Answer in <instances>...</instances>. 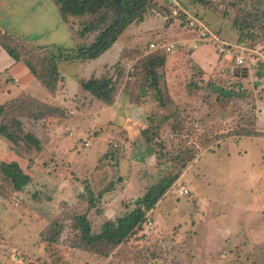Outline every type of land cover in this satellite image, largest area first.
Wrapping results in <instances>:
<instances>
[{
	"label": "rangeland",
	"instance_id": "obj_1",
	"mask_svg": "<svg viewBox=\"0 0 264 264\" xmlns=\"http://www.w3.org/2000/svg\"><path fill=\"white\" fill-rule=\"evenodd\" d=\"M148 7L144 20L133 24L141 23L142 39L133 48L117 47L113 55L119 49L120 60L97 70L93 64L81 69L72 63L87 61L75 56L93 44L111 18L105 22L100 20L101 13L89 12L64 18L58 0H0V44L12 46L21 56L17 61L0 47V87L4 88L0 102L16 90L43 97V88L25 62L50 76L51 59L59 54L61 74L77 80L81 72L93 78L121 70L120 92L137 94L138 102L140 94L153 100L152 113L145 117L140 132L130 128L125 139L108 112L78 114L77 110L96 105L92 95L81 89L66 88L69 92H59L60 98L54 95L53 101L25 93L15 98L14 106L0 115V127L7 125L18 136L15 142L0 133V264H264L256 233L252 237L248 229L262 226L264 208L248 207L254 203L247 197L248 189L256 195L264 187V63L237 66L219 53L218 41L199 39L204 25L220 40L243 39L247 46L264 42V0H209L207 4L156 0ZM185 11L186 17H181ZM173 15L182 18L179 24ZM192 18L198 26L190 25ZM125 34L137 36L136 28ZM183 37L212 47L206 46L208 77L192 64L196 43L181 45ZM169 42L175 45L170 52L151 46ZM154 53H177L191 69L184 80L179 77L181 82L170 79L172 91L167 81L162 84L165 66L158 69L162 88L171 91L169 97L163 92L158 97L155 85L146 92L144 77L137 76L144 72L146 56ZM30 96L48 104L44 118H36L40 106ZM61 116L69 121L61 122ZM103 116L112 125L97 124ZM55 125H60L58 132ZM86 125L89 135L82 136L80 129ZM143 131H149V136ZM71 138L75 140L70 142ZM4 161L18 162L32 182L15 190L1 171ZM178 174L127 241L114 246L106 240L91 243L87 239L83 221L90 225V235L100 233L106 221L130 213L136 206L134 199L150 186L167 183ZM183 188L190 193L180 194ZM201 194L209 198L204 204Z\"/></svg>",
	"mask_w": 264,
	"mask_h": 264
},
{
	"label": "trees",
	"instance_id": "obj_2",
	"mask_svg": "<svg viewBox=\"0 0 264 264\" xmlns=\"http://www.w3.org/2000/svg\"><path fill=\"white\" fill-rule=\"evenodd\" d=\"M153 1L156 0H58V3L60 4V11L64 18H66V16L70 14L84 15L88 12L92 15L101 13L100 20H103L105 22L111 18V21L108 23V25H106V27H104L99 32L93 44L85 50H80V52L75 57L78 59L83 58L87 61L100 57L106 50L111 48L116 43V41L131 25H133L134 23L137 24L136 22L144 20L149 11L148 6ZM166 1L169 3L173 2V0ZM195 1L202 4H207L209 2V0ZM186 15L187 13L185 11V13L180 16L186 17ZM172 18L175 19V23H178L177 20L182 19L177 15H173ZM239 43L246 44L245 40L243 39H240ZM166 44L157 45L154 50L168 52L164 47ZM1 46L2 49L8 52L15 60H21V56L12 46L2 43ZM167 57L168 55H157L155 53L147 55L142 64L144 72L140 73L139 71V74L137 73V76L141 75L145 79V83L142 85L146 89V92L147 90L150 92V89H153L154 85L159 88V90L157 89V92L159 94L158 97L162 95V92L165 97H169L168 92L162 88V84L160 81L162 78H160V76L158 75V69L165 66ZM60 58H62V54L53 55V59H51V65L48 68L49 72H51L50 76H48L47 73H39L40 71H37V68L32 62L26 61L25 63L29 67L31 73L43 84V86L52 91L57 88L58 80L62 76L61 73H59L60 68L58 67V59ZM145 71L147 73H145ZM120 72L122 71L118 70L112 74L110 72V74H101V77L99 75L95 76L94 74L93 78L87 77L86 81L83 78L82 86L92 95L93 101L96 104L111 105L115 101V98L119 90L121 89V78L123 76H121ZM48 77H51V79H48ZM31 96L29 98H31L33 102L38 103L40 106L39 110L36 111V118H44L47 115L46 112H48L46 111V107H48V104L42 102L36 97ZM16 97L10 99L7 103H0V115H3L5 113L8 106H14V100ZM161 102H165L163 98L161 99ZM52 109L53 108H51V110ZM53 111L55 110L53 109ZM171 118H174V115L173 117L171 116ZM65 119H67L65 116L60 117L61 122H63ZM148 130L150 131V129ZM149 131H143V133L149 136V134H147L149 133ZM0 133L5 137L11 139L12 141H18V136H16L15 133H13L7 125H3L0 127ZM245 134L252 135L253 133L252 131L245 130ZM35 142L38 144L36 146V149L39 151L41 143L38 138ZM1 171L4 173L6 179L10 181V184L14 187L15 190H22L26 185L32 182V177L28 173L23 171L19 163L16 161L2 162ZM179 176L180 174L173 176L170 179H168V177H165L163 180H161V182L163 183L164 180L168 179L167 183H157L150 186L143 196L134 199L136 206L130 213L120 217L115 221H106L103 224L102 232L100 233L90 235L91 227L86 221H83L81 226L83 231L87 235V239L91 243L98 240H106L108 243L114 246L127 241L132 236V234H134L138 230V228L143 226V224L146 222L147 213L149 211H152L156 207L158 202L168 191L169 187L178 179Z\"/></svg>",
	"mask_w": 264,
	"mask_h": 264
},
{
	"label": "crops",
	"instance_id": "obj_3",
	"mask_svg": "<svg viewBox=\"0 0 264 264\" xmlns=\"http://www.w3.org/2000/svg\"><path fill=\"white\" fill-rule=\"evenodd\" d=\"M140 25H141V23L139 25H136V26L135 25H131L129 27L130 29L133 28V27L136 28V35L137 36L131 35V37H130V36L125 34L126 33V31H125L121 35V37L116 41V43L109 50H107L105 53H103L100 57H98L96 59L88 60V61H85V62L76 60V61H73L72 64L77 65L78 67H81V69L82 68L86 69V67H90V64H93V68H96L97 70H102V69H104L107 66L110 67L111 65L115 64L121 58V55L119 53L120 52L119 49L117 51L118 53H115L113 55L114 51L117 50V47H119V46H122V47L123 46H128V48H133L142 39V36L145 35V31L143 30V27L140 26ZM129 28L127 29V31L130 30ZM195 40H196L195 38H184L183 37V38H181L179 40V43L181 44V42H182L181 45L184 44L187 47H189V46L193 47L194 43H196V46L193 47L195 49H193V53H192V55L190 57V58H192V64H195L196 66H198L201 69V71L204 73L205 77H208L207 76L208 75V72H207L208 69L207 68H208L209 64L207 63L208 62L207 60H208V56L210 54V53H207L208 48H206V46H208V45H206V44L205 45L204 44L201 45V44L195 42ZM122 42H123V44H121ZM0 47L2 48L1 44H0ZM208 47H211V46H208ZM2 53L3 52L0 49V55ZM110 55H113L114 57H112V59H111ZM214 55L215 54L213 53L212 56H214ZM178 58L181 59L179 61V63L182 64L181 66H179V64H177L178 63ZM184 60H185V57H183V56L180 57V55H178L177 53H174V54L172 53L171 55H168V57H167V61H166V64H165L166 78H164L162 80V84L165 81H167L169 89L171 91H172V88H171L170 85H172V84H169L171 78L176 77V82H181L182 80H184V76L186 74H188L189 72H191V69L188 67V65L187 64H186L187 66L184 65ZM247 72L250 73V69L247 70ZM61 75H62L61 79H63V82L58 83L57 88L55 90H52V91L47 89L45 86H43V84L33 75L34 78H35L34 80H36L40 84V86L43 88V90L40 91L42 93L43 97L42 96H37V95L29 92L28 90L27 91H25V90H16V91H11V93L8 95L7 100L12 99V98L18 96L19 94L25 93V94H29V95H32V96H37L40 99H46V97L48 96L53 101V98H56L58 96L59 92H61V91L62 92H66L67 91L66 88H69V91H73L75 88H76V90L81 89L83 92H86V95L90 94L88 91H86L83 88L82 82H81V80L85 76L88 77V75H85V72L84 73H82V72L81 73H77V80L73 79L72 76H70L68 73H65V72H63ZM0 76H2L1 72H0ZM181 76L183 77L182 80H180V78H179ZM13 78L16 79V84L15 85H18V82H19L20 79L16 75ZM79 81H80L81 84L79 83ZM71 84H72V86H71ZM134 84H136V83H134ZM3 89H4L3 86L0 87V90H3ZM121 89L119 90V92H118L113 104H111V105H101L102 106L101 108H100V106H98L99 104H96L95 106H92L89 109H81L80 111L77 110V112L80 115L86 114L87 111L91 112V113H97V112L100 113L101 111L108 112V115L109 116L111 115L110 116V121H113L112 123H114V125L116 127H119V129H122V133H123L122 136H124L125 139H126V138L129 137L130 128H132L134 131H135V129H137L138 132H140V127L145 125V120L147 121V118H145V117H147V115L149 113L150 114L152 113L151 108H150V104H151V102H153V100H152L151 96H147V95L146 96H142V94H140V100L138 102L137 94L134 97H132L130 95H127L126 93L120 92ZM69 91H67V92H69ZM166 91L168 92L169 90H166ZM171 91H169L170 94H171ZM62 94H64V93H62ZM0 95H1L0 97H3L4 96V92H0ZM54 95H57V96L54 97ZM58 97L60 98V96H58ZM6 101L0 102V103H4ZM119 111H121V112L118 113ZM77 116H79V115H77ZM108 120L109 119L107 118V116L105 117V119H104V116H103L102 119H100L97 122V124L100 125L103 121H105V124H108V126L112 125L111 122L108 123ZM68 121H69V119L67 118L64 121V123L66 124ZM74 122H76V119H75ZM94 124H96V123H94ZM58 126H60V125H55L54 126L55 129H56V132H58V130H59L58 128H56ZM88 127H89V125H86V126L82 127L83 129H80V130H82V132H81L83 134L82 136H88L89 135V134H87L88 131L84 130V129H87ZM108 129H110V128L106 127V131L107 132H108ZM125 131H127V133H125ZM138 132L135 134V139H137V137L140 135V134H138ZM75 138L74 139L71 138L70 142H73V140H75ZM95 138L97 140L96 136H95ZM99 143H100V145L103 146V144H101L100 141H99ZM88 144L90 146L89 140H88ZM102 146H101V149H102ZM145 157H147V156H145ZM75 160H76V162L78 161V159H76V154H75ZM79 163H81V162H79ZM83 163H84V167H85L84 169H87L88 168L87 167L88 163H86L85 161ZM78 166H81V168H82V164H78ZM257 191H258V193H256V195H254L253 193L251 194L250 190L248 189L247 197H248V199L249 198L253 199L251 201L254 204H255V199L257 197L256 204L255 205L254 204L253 205L250 204V205H248V207H251V208H255V207L264 208V187H262L261 192H260L259 189H257ZM200 197H201L200 202L203 203V204L206 203L209 200V198L208 197L206 198L203 194H201ZM249 202H250V200L247 201L248 204H249ZM262 219H264V217H262L261 220ZM239 224L242 225L241 222H238L237 223L238 227L240 226ZM238 229L242 230V228H238ZM248 229L251 230L252 237H253V234L256 233V237H254V238L257 241H259V243H260L259 245L257 243L256 244L258 246H260L262 251H264V221L262 222V226L261 227H258V228H251L250 227ZM230 230L232 231V229H230ZM224 234L227 236V234H228L227 231H224ZM210 261L212 262L213 260L211 259ZM225 262L226 261H223V263H219V264H225ZM214 264H218V263L215 262ZM226 264H227V262H226Z\"/></svg>",
	"mask_w": 264,
	"mask_h": 264
},
{
	"label": "built area",
	"instance_id": "obj_4",
	"mask_svg": "<svg viewBox=\"0 0 264 264\" xmlns=\"http://www.w3.org/2000/svg\"><path fill=\"white\" fill-rule=\"evenodd\" d=\"M190 25L198 26V22L192 18ZM202 26L203 28L201 27L202 29L199 31V39L213 41L215 43L218 41L219 53L225 57L232 58L237 66L249 67L259 62L264 63V42L247 46L245 43L220 40L209 28L204 25ZM151 46L156 48L157 44L152 43ZM164 47L167 51H172L175 45L173 43H167ZM179 193L187 195L190 191L188 188H183L179 190Z\"/></svg>",
	"mask_w": 264,
	"mask_h": 264
}]
</instances>
